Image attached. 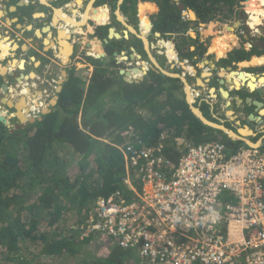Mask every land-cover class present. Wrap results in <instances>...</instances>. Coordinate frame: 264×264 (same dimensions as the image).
<instances>
[{"label":"trees","instance_id":"16d2710c","mask_svg":"<svg viewBox=\"0 0 264 264\" xmlns=\"http://www.w3.org/2000/svg\"><path fill=\"white\" fill-rule=\"evenodd\" d=\"M118 1L102 0L113 8ZM139 1L159 6L158 13L149 20L150 27L152 32L166 35L165 43L174 60H187L196 65L223 51L226 58L219 64L227 66L264 54V28L259 37L242 35L237 41H219L208 36L207 45L188 34L192 29L196 32L201 24L211 23L219 14L237 16L244 0H123L120 11L129 22H138ZM178 4L192 10L195 19L184 20ZM263 7L264 0H247L251 29L260 26ZM147 10L146 5L141 8L142 18ZM94 23V37H106L109 26ZM176 35H185L187 43H179ZM113 40L105 46L107 56L119 43ZM247 41L250 48L245 46ZM136 42L134 49L145 54L142 41ZM253 60L256 64L264 63V57ZM89 61L94 71L86 89L71 71L61 83L57 101L48 112L18 129H15L17 120L13 128L0 122V264H31L28 256L33 264H39V257L31 254L33 249L39 251V256L50 259L70 256L80 253L83 243L103 236L89 229L86 237L81 238L80 234L74 238L73 234L65 236L64 233L54 238L49 232L61 230L58 223L68 208L73 209L76 223L84 229L95 212L96 200L113 194H118L115 199L119 202L133 199V189L138 190L140 184L137 167L130 165L124 153L125 145L136 146L142 142L158 146L163 159L161 171L167 177L187 146L216 142L223 145L226 155L249 148L241 140H231L223 131L196 117L191 107L199 109L207 121L219 124L209 118L210 101L187 100L180 78L167 76L151 66L141 80L128 83L123 75L97 67L92 58ZM115 104L119 107L112 108ZM226 128L231 129L228 125ZM161 134L167 139L159 141ZM175 139H182L183 144L177 147ZM90 155L92 164H86ZM78 157L81 171L70 175L66 169L69 161ZM99 240L108 251L98 259V264H125L133 259L134 254L119 247L112 238L103 236Z\"/></svg>","mask_w":264,"mask_h":264},{"label":"built area","instance_id":"2783aa9c","mask_svg":"<svg viewBox=\"0 0 264 264\" xmlns=\"http://www.w3.org/2000/svg\"><path fill=\"white\" fill-rule=\"evenodd\" d=\"M123 149L139 189L129 202L98 199L90 231L138 264H264V142L231 155L216 142L187 146L169 177L158 146Z\"/></svg>","mask_w":264,"mask_h":264},{"label":"crops","instance_id":"0c3cea01","mask_svg":"<svg viewBox=\"0 0 264 264\" xmlns=\"http://www.w3.org/2000/svg\"><path fill=\"white\" fill-rule=\"evenodd\" d=\"M62 1L63 0H0V45L3 46L2 48L0 47L1 92L3 83H5L6 86L9 85V87L7 86V90H9L10 87L12 88L15 84L21 83L22 81V83H25V87L29 86L28 89L31 91L30 96L33 97L36 93L38 94L39 85H41V82L39 81L44 79H54L52 74L47 76L43 73L44 66H55L58 70L59 64L65 62L61 58V50L65 49L66 46H72L74 44V36H79V34L84 35L85 37L81 39L82 41L88 39V35L92 37L91 40L93 41L99 42L100 40L103 50L105 49L106 45H111V40H107V35L103 39H97V37H94L93 34H95L96 31V24L89 17H87L88 13H86L88 6L91 4L97 8L99 6V9L104 10L109 14V12L113 9L111 4L102 2V0H88L87 4H85V1L87 0H81V4H78L77 0L70 1L71 3H62ZM99 1H101V3H98ZM121 1L123 2V0H119L115 6L117 8V12L114 14V17L111 18L110 15H107L109 20L107 17L105 24L114 28L115 32L120 35V38L134 36L138 39L136 32L130 30L129 27H127V25L130 23L120 11ZM19 2H23L25 5L23 6V3L22 5H18ZM57 3H60L63 6H57ZM143 3L148 4L146 1ZM149 5H151V3H149ZM56 11L61 12L64 18L56 17ZM117 13L120 20L117 18ZM68 20L69 22H67ZM111 20H115V22H112L111 24ZM70 21L77 23L80 22V24L75 25L70 23ZM82 21L84 22L81 23ZM116 25L124 27V30L118 32ZM140 37L146 40L145 34L141 35ZM105 40H107V43ZM61 42H63L65 46L62 45ZM146 43L147 44L144 42L145 48L147 49L148 42ZM135 44H137V42ZM135 44L133 46H135ZM145 48L143 46L144 51L146 50ZM220 52L223 54L221 55ZM220 52L218 53L220 56H216V60L211 61L202 67L203 69L206 68L214 70L215 74L217 75L216 78H221L224 75L226 77L227 73L229 72L234 73V67H242L246 69V71H249L250 74H252V72L264 73V63L256 64L253 60L263 58L264 54L260 56H251L248 60H244L239 63H231L230 65L224 66L219 64L218 61L225 59L226 54L223 51ZM49 58V62L46 61ZM69 61L70 60L63 64L66 65ZM195 66L199 67L198 64ZM195 66H191L189 68L195 69ZM221 69L224 71L223 74H219L222 71ZM188 70L191 71V69ZM188 70L185 69V75H187L189 72ZM196 72L197 70L195 73ZM60 74H62V77L65 76V72L63 71ZM236 74L237 73H235V75ZM217 80L220 79L212 81L217 83ZM232 84H235V82ZM229 86L230 88L232 87V85ZM186 93L188 95V86L186 87ZM2 96L7 95L5 93ZM209 96L211 97L212 101H210L211 104L209 108L211 116L210 119L218 122L219 124L217 125H220L229 131L235 129L233 133L237 135L247 147H250L253 144H261L264 142V111L260 114L252 106L251 102H245L249 98L251 101L256 100L264 103V90L262 91V94L252 92L246 87H243L238 92L233 90V95L231 99L229 98V101L231 100V102H228V98H225L218 93H211ZM237 98L241 99L242 102L239 103ZM14 99H16V97ZM204 100L208 102V100ZM216 105L218 107L215 111ZM235 105L238 107L236 108ZM5 107H2L0 104L1 113L6 117L7 120L14 118V113L10 112L8 108L6 107V109ZM228 113L231 115H228ZM250 114L255 116L261 115L263 121L260 122L259 119H250ZM226 125H228L231 129L226 128ZM238 127L250 130V134L242 136L237 129ZM230 139L234 140L232 138Z\"/></svg>","mask_w":264,"mask_h":264},{"label":"rangeland","instance_id":"374dc122","mask_svg":"<svg viewBox=\"0 0 264 264\" xmlns=\"http://www.w3.org/2000/svg\"><path fill=\"white\" fill-rule=\"evenodd\" d=\"M71 1H73V0H71ZM87 3H88V0L85 1V4H87ZM98 3H101V2H98ZM149 3H151V2H148V4H144L142 1L139 4H137L136 12H137V19H139V22L136 23V27L134 26L135 23H132V21H131V23L129 22L130 24L127 23V24H129V25H127V27H129L130 30L135 31L136 35L138 34L137 35L138 39H141V41H142V38L140 37V35L142 34L143 31L146 30L144 27H146L148 25L149 18H151V16L156 15L159 11V6L156 3H151V5H149ZM245 4H246V1L244 0L242 5L239 7L237 16L232 15L230 17L229 16L225 17V16H222L221 14H219L215 18V20H213L211 23H208L206 25L201 24L198 28H196V32L194 29H192V30L188 31V34H190V35L192 34L193 35L192 37L197 36L198 41L200 43L206 44V45L208 44V42L206 41V38L208 36H216L219 39V41H229L232 39L239 40L242 35L245 37H248V38H255V37H259V36L263 35L264 17H263L261 24L258 28L251 29L248 25L249 15L246 11ZM58 5H62V4L57 3V6ZM145 5H146V7L148 6V10L143 12L144 18H145V20H143L144 18L141 17V8L145 7ZM62 6H60V7H62ZM151 8H152V10H151ZM98 9H99V6H98ZM99 10H101V9H99ZM149 10H150V12H149ZM101 12L105 13L106 16L110 15V17L112 18V17H114V14L117 12V8L116 7L113 8L109 12V14L107 12H105L104 10H101ZM263 16H264V7H263ZM147 19H148V21H147ZM108 20H109V17H108ZM236 21H238L240 23L238 26L239 28L236 27V28H233L232 30L224 29L226 26H232L233 23ZM110 22L112 24V22H115V20H113V21L111 20ZM116 28H117L118 32H120L121 30H124V27H122L120 25H118V26L116 25ZM158 35L151 32L150 28L147 30L146 40L148 42V46H147V49L144 47L146 49L144 51L145 54H142L138 50L134 49L135 47L133 45L136 43V40H137L136 37L129 36L126 38H121L120 40L115 39L112 42H119V43L117 44L116 47H113V53L110 56L109 55L107 56L105 54L100 40H99V42L93 41V40H91L92 37H90L88 35V39H85V41H82L81 39L85 37L84 35L79 34V36H74L73 41H74V48L75 49H74L73 55L71 56L68 64L64 65L67 61L65 63L63 62L64 64L63 63L59 64L58 70L56 69L55 66L54 67H50L49 65L44 66L43 73L46 74L47 76H50L52 74L54 76V79H51V80L44 79L42 81H39V82H41V85H39L40 94L38 91V94L36 93L33 97L30 96L31 91H30V89H28L29 86L26 83V85L28 87H25L24 86L25 83H22V81H21V83L15 84L14 87H12V88L10 87L11 89L9 88L8 92L6 93L7 96H2L3 94H5V92H3V90H2V92L0 91V104L2 107H5L4 103L1 101V99L3 97H5L6 99L15 100L14 99L15 97L23 95L27 98L30 105L34 104L35 106H37L36 108H39L40 106H42L41 108H44L45 104H46V100H48V101L51 100L53 98V96L55 95V92L57 91V88H58V82L61 80H64V78H66L71 71H73V73L79 78V81H80L79 83L83 86V88L86 89V83L90 80L92 73L94 71V65L92 63H90L89 58H92L95 60V62H97V64H98L97 67H102V69H104V70L113 71L115 73V75L116 74L123 75L121 72H124L126 70L125 72L128 73L134 69H138L141 72L146 73V71L148 69H150L151 66H154L157 69L165 71V73H167L169 75L181 76V78L185 80V82L188 86V96L189 97L191 96V101L198 99V98H202V99L204 98L208 101H211V97L209 95L211 93H214V94L218 93L222 96L220 89H223V90L229 92L228 102H231V100L229 101V98L231 99V97L233 95V90H234V88H232L234 86V84H232V83H234V81H236L235 79H237V76H235V73L243 74L244 76H245V74L254 75V76H261L263 74V72H259V73H253L252 72V74H250L249 71H246V69H244L242 67H234V70H233L234 73L229 72V73H227L226 77L224 75L221 78H216L217 75L215 74L214 70L202 68L204 65H206L207 63H210L211 61L216 60L217 57L220 56L218 54L216 57V54H214V53H213V56L211 58L199 61L197 63L199 65V67H196L195 65H193L191 62H189L187 60H180V59H175L174 63L173 62L170 63L169 58H168L169 56H168V52H167L166 43L164 42L166 35H163V34H161L159 36ZM225 35L227 36V38L225 37ZM183 36H185V35H183ZM183 36L182 35L177 36L176 39L179 43L185 44V43H187V41H186V38H184ZM142 43H143V41H142ZM119 45H121V47ZM143 46H144V44H143ZM245 46L247 48H250L251 47L250 42L247 41L245 43ZM96 48H99V49L96 50ZM101 54H103L104 56H102ZM49 60H50V58L46 61L49 62ZM63 60L65 61L66 59L64 58ZM172 60H174V59L172 58ZM57 63H59V62H57ZM191 66H195V69L197 70L196 73H193V72L191 73L190 70H188V69H190L189 67H191ZM185 67H187L188 68L187 70L189 71L187 73V75H185V69H186ZM221 70L222 71L219 74L224 73L223 69H221ZM62 71L65 72L64 77H62V74H60ZM143 73L141 74V76H144ZM202 73L207 74V76L202 75ZM123 76H124V78L128 79L129 75L124 74ZM209 78H210V80H209ZM131 79H137V78L131 77ZM198 79L200 80L201 84L196 82ZM216 79L223 80L225 82L224 85L218 84V80H217V83L213 82ZM202 84H203V86H202ZM228 84L232 85V87L230 88V86ZM7 86L9 87V85H7ZM35 88H37V87H35ZM261 88L264 89V87H261ZM26 89H28L27 93L25 92ZM0 90H1V88H0ZM230 93H231V95H230ZM36 103H37V105H36ZM227 106H229V105H227ZM235 106H236V108L238 107L237 105H235ZM118 107H119V105L115 104V105H113L112 108H118ZM217 107L218 106L216 105L215 111L217 110ZM30 110H29V112H30ZM210 117L211 116L209 115V118ZM12 121H13V119H9L8 125L10 126V128L12 127V125L15 124V122L14 121L12 122ZM213 124H215V123H213ZM237 129L240 130V129H242V127H238ZM230 131L234 132L235 129L230 130ZM166 139H167V137H166ZM151 148H153V147H149L148 149L151 150ZM72 157H74V156H72ZM76 159H79V157L74 158L71 161H69L70 165L67 166V168H66L67 172L70 175H73V174L76 175L81 171L82 166L79 164L78 160H76ZM87 160L85 161L86 164H92L91 163L92 155H90V157ZM76 222H77V217L74 215L73 209L70 210L68 208L66 213L64 214V218L58 223V227L60 225L61 230L55 229L54 231H50L49 234H50V236H52L54 238H58L60 236V234H62V233H64L65 236L66 235L69 236L70 234H73L72 237L74 236V238L79 236V234L81 235L80 238L86 237V230L89 229V227L87 226L83 229V227L81 225L77 224ZM100 238H103V236L99 235V238H98V236H95L88 243H83L82 247H81V252L75 253V254L70 255V256H64L63 255V257L50 259L49 257H45L43 255H42L43 257L39 256V251L37 249H33L31 254L33 256L39 257V261H38L39 264H51V263L52 264H98V259L102 258V256L108 251L106 249V246L104 244L100 243V240H99ZM87 253H89L90 255ZM93 255H94V257H91ZM27 258H28V262L33 264L31 262V259H32L31 256H28ZM132 258L134 259L133 256H132ZM135 262L138 264V259Z\"/></svg>","mask_w":264,"mask_h":264},{"label":"water","instance_id":"95a60500","mask_svg":"<svg viewBox=\"0 0 264 264\" xmlns=\"http://www.w3.org/2000/svg\"><path fill=\"white\" fill-rule=\"evenodd\" d=\"M77 2H78V0H77ZM22 3L23 2H19L18 3V5H22ZM120 4H121V2H120ZM25 4L23 3V6H24ZM184 8V6L182 5V4H179V9L180 10H182ZM188 11V13H190L192 16H194V18L193 19H195V14L193 13V11L192 10H190V9H188L187 10ZM117 15V18L119 19V16H118V13L116 14ZM120 20V19H119ZM239 26V22L238 21H236V22H234L233 23V25L232 26H227L226 27V29L227 30H229V29H233V28H236V27H238ZM156 35H158V34H156ZM113 39H116V40H120L121 38H120V35L118 34V33H116L115 32V30H114V28H112V27H110V28H108V31H107V40H113ZM107 40H105V42L107 43ZM143 41V40H142ZM143 44H144V41H143ZM144 47H145V44H144ZM133 50V49H132ZM72 51H73V49H72V47H70V53H72ZM71 55V54H70ZM69 55V56H70ZM68 59H69V57L67 58V60L66 61H68ZM207 63V62H206ZM160 72H162L163 74H165V75H167V76H171V77H176V78H180L181 80H182V82H184V85H185V89H186V87H187V84H186V82H185V80H183L182 78H181V76H177V75H169V74H167V73H165V71H163V70H160V69H158ZM140 71V70H139ZM191 71L192 72H194L195 73V69L194 68H191ZM123 75L124 74H128V73H126L125 71L124 72H121ZM202 75H205V73H202ZM237 75V74H236ZM245 75H249V74H245ZM252 78H254V79H256L258 82H260V81H262L263 80V83L259 86V87H256V88H254L253 90H250L249 89V87H248V85H246V88H248L250 91H252V92H256V93H258V94H262V91H263V89L262 88H260V87H264V73L261 75V76H252ZM142 79V77L141 78H138L137 80H135L136 82L137 81H139V80H141ZM126 81L128 82V83H131L133 80L130 78H128V79H126ZM199 79L197 80V83H199ZM218 82H219V84L220 85H224V81L223 80H218ZM61 83H62V80L61 81H59V86H58V89H57V92H59L60 90H61ZM233 88H234V91H236V92H238V91H240L241 90V88H243V85H237L236 83L234 84V86H233ZM2 90H3V92H5V93H7V86H6V84L5 83H3L2 84ZM220 92H221V94L222 93H225L227 96L225 97V98H228V96H229V93L227 92V91H225V90H223V89H220ZM187 94V93H186ZM222 96H223V94H222ZM25 98L24 97H20L19 99H18V101H14V100H11V99H6L5 97H3L2 99H1V101L4 103V105L9 109V110H13V112H14V117H15V119L17 120V125L15 126V129H18L19 127H22V126H24L25 124H27V123H29V122H33L34 120L33 119H31V120H27V118H26V116H25V114H24V112L22 111L23 109H27V104L25 103ZM187 100H188V95H187ZM237 100H238V102L239 103H241L242 102V100L241 99H239V98H237ZM56 101H57V96H55L54 97V99H53V102H52V105H54L55 103H56ZM246 103L248 102H251V104H252V106L255 108V110L257 111V112H259L260 114H261V112H263L264 111V103H262V102H260V101H256V100H253V101H251L249 98L245 101ZM191 110H192V112L196 115V117L202 122V123H204V124H206V125H208V126H211L212 128H215V129H218V130H221V131H223L227 136H229L230 138H232V139H234V140H240V138L237 136V135H235L233 132H231V131H229V130H226L225 128H223L222 126H220V125H217V124H213V123H211V122H208L204 117H203V115L201 114V112L199 111V109H197V108H195V107H191ZM48 110L46 109V110H44V113H46ZM249 118L250 119H259L260 120V122H262L263 120H262V118H261V115L260 116H255V115H253V114H250L249 115ZM0 122H2L4 125H6V123H7V120L6 119H4L3 117H0ZM212 124V125H211ZM125 264H134V261H132V260H130V261H127Z\"/></svg>","mask_w":264,"mask_h":264},{"label":"clouds","instance_id":"9594fccd","mask_svg":"<svg viewBox=\"0 0 264 264\" xmlns=\"http://www.w3.org/2000/svg\"><path fill=\"white\" fill-rule=\"evenodd\" d=\"M178 1V0H177ZM245 1H247V0H245ZM122 2V1H121ZM140 2H142V1H139V3ZM143 2H145V1H143ZM146 2H149V1H146ZM139 3H137V4H139ZM178 8H179V4H178ZM188 9H185V8H183L182 10H180V12H181V15L183 16L182 18L184 19V20H186L187 18L188 19H191L190 17H189V14H188V11H187ZM194 13V12H193ZM149 20H150V18H149ZM138 22H139V19H138ZM137 22V23H138ZM131 23V22H130ZM240 24V23H239ZM103 25H106V24H103ZM135 27H136V23H135ZM227 27V26H226ZM230 27V26H229ZM110 28V27H109ZM239 28V27H238ZM237 28V29H238ZM150 29H151V27H150ZM151 32H152V30H151ZM153 33H155V34H159V35H161V33H159V32H153ZM138 35V34H137ZM158 35V36H159ZM192 35V34H191ZM140 38V37H139ZM141 40V39H140ZM235 41H237V40H235ZM70 47H72V49H73V51H72V53H70L69 55L70 56H68L69 57V59L68 60H70V58H71V56L73 55V52H74V44L72 45V46H70ZM174 61L175 60H170V63H174ZM143 74H145V73H143ZM142 77V76H141ZM64 80H65V78H64ZM132 80H137V79H132ZM184 80V79H183ZM62 82H63V80H62ZM58 84H59V82H58ZM59 86V85H58ZM243 87H246V85H243ZM261 88V87H260ZM58 89V88H57ZM248 89V88H247ZM249 90V89H248ZM264 90V89H263ZM8 92V91H7ZM26 92H28V89H26ZM255 92V91H254ZM55 96H57V91L55 92V95L53 96V98L51 99V100H46V104H45V107L44 108H41L42 106H40L39 108H36L37 106H35L34 104L33 105H30V103H29V101L27 100V98L25 97V96H23V95H20V96H18V97H16V99L14 100V101H16V100H18L20 97H24L25 98V103L28 105L27 106V109L25 110V109H23L22 111L24 112V114H25V116H26V118H27V120H31V119H33V120H36V119H38L39 117H40V115H42V114H44V110H48L49 111V108H50V106H52V102H53V99H54V97ZM202 99V98H201ZM204 99V98H203ZM48 101V102H47ZM6 108V107H5ZM7 109V108H6ZM31 109V110H30ZM9 110V109H8ZM29 110H30V112H29ZM10 112H13V110H9ZM47 111V112H48ZM29 112V113H28ZM14 113V112H13ZM0 114L2 115V116H0V117H3L4 119H6V117L1 113V110H0ZM13 117H14V115H13ZM13 119V121L15 122V124H16V119H15V117L14 118H12ZM7 120V119H6ZM12 121V122H13ZM9 124V120H7V123H6V126L8 127V128H10V126L8 125ZM15 124L11 127V128H13L14 126H15ZM255 145H259V144H253L252 146H255ZM252 146H250V147H252ZM136 176H137V174H136ZM137 178H138V176H137ZM97 201V200H96ZM130 260H132V261H134V264H137L135 261H137V260H135V259H130Z\"/></svg>","mask_w":264,"mask_h":264},{"label":"bare ground","instance_id":"6f19581e","mask_svg":"<svg viewBox=\"0 0 264 264\" xmlns=\"http://www.w3.org/2000/svg\"><path fill=\"white\" fill-rule=\"evenodd\" d=\"M247 2V1H246ZM78 4H81V0H78V2H77ZM245 6H246V4H245ZM189 14V17L191 18V19H193L194 18V16H192L190 13H188ZM56 17H58V18H64V16H63V14H61V12H59V11H56ZM73 21V20H72ZM67 22H69V20L67 21ZM70 23H72V24H75V25H79V23H76V22H71L70 21ZM104 22H103V20H102V24H103ZM224 28V27H223ZM224 29H226V27L224 28ZM229 30H232V29H229ZM227 33V32H226ZM193 36V35H192ZM225 37L227 38V36L225 35ZM230 38V37H229ZM62 39V38H61ZM144 42H145V44H146V42L147 41H145L144 39H142ZM233 41H235L234 39H232ZM95 43V42H94ZM162 44V43H161ZM99 46V45H98ZM0 47L2 48L3 46L2 45H0ZM97 47V46H96ZM97 49H99V48H96V50ZM68 50V49H67ZM68 52V51H67ZM66 53V52H65ZM69 53V52H68ZM68 53H66L64 56H66ZM220 54L222 55L223 53L222 52H220ZM124 59V58H123ZM169 60H172V59H169ZM140 68V67H139ZM186 69H188L187 67H185ZM1 69V68H0ZM133 69V68H132ZM191 69V68H190ZM126 71V70H125ZM191 72V71H190ZM142 72L141 71H139L138 69H134V70H131V72H128V78L130 79L131 77H135V78H140V74H141ZM205 76H207V74H205ZM231 76V75H230ZM235 76H237V79H235L236 81H234L238 86L240 85H248V87H249V89L250 90H253L254 88H256V87H259L262 83H263V80L262 81H260V82H258L256 79H254V78H252V75H243V74H238L237 73V75H235ZM229 78V77H228ZM203 82V81H202ZM199 84H201V82L199 81ZM202 86H203V84H202ZM205 86V85H204ZM26 92V91H25ZM27 93V92H26ZM223 94V96L224 97H226L227 95L225 94V93H222ZM33 99V98H32ZM188 101L189 102H191V96L189 97L188 96ZM36 105H37V103H36ZM228 115H231L230 113H228ZM0 116H2L1 114H0ZM212 125V124H211ZM239 132H240V134L242 135V136H246V135H249L250 134V130H247V129H240L239 130Z\"/></svg>","mask_w":264,"mask_h":264},{"label":"flooded vegetation","instance_id":"af4514ba","mask_svg":"<svg viewBox=\"0 0 264 264\" xmlns=\"http://www.w3.org/2000/svg\"><path fill=\"white\" fill-rule=\"evenodd\" d=\"M149 12H150V10H149ZM86 13H88L87 14V17H89L91 20H94L97 24H99V25H103V24H105L106 23V21H107V16L105 15V13H103V12H101V10H99L97 7H95L94 5H89L88 6V8H87V11H86ZM102 20H103V24H102ZM147 21H148V19H147ZM84 21H82L81 23H83ZM77 23V22H76ZM79 24H80V22H79ZM146 30L145 31H143L142 32V34L141 35H146V33H147V30L150 28V22H148V25L146 26V27H144ZM63 33V32H62ZM140 35V36H141ZM61 36H63V35H61ZM62 38V37H61ZM62 40V39H61ZM62 43V45H64L65 46V44L63 43V42H61ZM166 47H167V52H168V58L169 59H171V56L169 55V53H170V47L168 46V45H166ZM68 49V50H67ZM69 53H68V52ZM68 53L66 56H64L66 53ZM69 54H70V46H66L65 47V49H62L61 50V58H62V60H63V58H65L66 60H67V58H68V56H69ZM102 56H104L103 54H101ZM98 56V55H97ZM66 60H65V62H66ZM64 62V63H65ZM143 73V72H142ZM141 73V74H142ZM140 74V75H141ZM140 78H141V76H140ZM138 79V78H137ZM259 100V99H258Z\"/></svg>","mask_w":264,"mask_h":264}]
</instances>
